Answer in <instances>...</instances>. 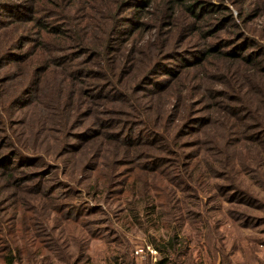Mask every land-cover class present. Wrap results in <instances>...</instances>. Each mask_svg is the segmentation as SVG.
<instances>
[{"label": "rangeland", "instance_id": "1", "mask_svg": "<svg viewBox=\"0 0 264 264\" xmlns=\"http://www.w3.org/2000/svg\"><path fill=\"white\" fill-rule=\"evenodd\" d=\"M191 2L0 0V100L11 105L0 104V228L25 233L26 249L71 263L73 208L98 234L94 263L127 247L153 264L123 217L135 188L190 196L233 264H264V140L247 137L264 129V73L222 54L199 61L211 43L264 62V0H193L195 15ZM137 133L154 136L127 144Z\"/></svg>", "mask_w": 264, "mask_h": 264}, {"label": "trees", "instance_id": "2", "mask_svg": "<svg viewBox=\"0 0 264 264\" xmlns=\"http://www.w3.org/2000/svg\"><path fill=\"white\" fill-rule=\"evenodd\" d=\"M189 10L192 11V14L195 15L193 0L190 4L186 6ZM109 38V37H108ZM85 41L80 43L85 44ZM222 45L214 46L211 43L207 44V47L203 49V53L200 56V62L204 63L208 56H218L222 54L227 56L228 59H234L247 63L250 66H253L261 73H264V62L261 60H256L252 62V58L248 59L241 54H234L229 50H223ZM14 50V49H13ZM4 55V54H2ZM15 60L14 54H11L9 62ZM233 61V60H230ZM195 62L193 65H196ZM247 67V65H245ZM21 98H17L15 103L19 102ZM0 104L3 108L10 105V101L0 100ZM5 105H3V104ZM11 106V105H10ZM250 131V130H248ZM260 134H255L252 136V132L247 134V137H251V140L254 143L261 142L264 140V129L261 130ZM96 130L93 131L92 137L96 134ZM145 133H137L136 140H133L132 137L127 138L126 143L131 145L139 142H149L153 139V135L148 139L146 138ZM123 139V137L121 138ZM262 139V140H261ZM237 140L234 139L235 144ZM262 144V142H261ZM15 151H18L20 148L14 147ZM15 151H12L8 155L10 158H3V160L10 159L12 160L15 157ZM212 157L211 162H208L209 165L213 168H217L214 163V156L211 153ZM1 158V157H0ZM1 161V160H0ZM150 168V167H149ZM12 174H9L11 177ZM232 187L237 188L236 185L231 182ZM238 186V185H237ZM231 187V188H232ZM234 188L233 191H234ZM238 192L233 193L230 196V201L239 199V187L237 188ZM236 189V191H237ZM228 191V190H227ZM95 190H93V193ZM96 193V192H95ZM242 194V193H241ZM155 199H161L162 205H159L155 202ZM241 200V199H240ZM179 201L182 202L180 206ZM124 208L122 210L123 217L128 221L127 224L138 227L143 231L147 239V244H149L156 251V258L153 264H233L232 257L234 256L235 251L233 245L219 244V239L223 237H217L215 235V229L218 226L213 224L208 218L207 215H202L201 209L193 210L194 205L190 202V196L186 195L182 198H179L173 194L161 196L158 192L154 194H149L145 190H137L135 188L128 189L124 194ZM212 209L216 208H207L203 211L210 212ZM74 213V209H71V263H68L59 258L60 262L63 264H98L94 263V255L90 252H86V246L89 239H96L98 234L91 232L85 228V225L80 224L79 218H77ZM120 218V217H119ZM217 223V222H216ZM21 225V224H19ZM0 244L3 245V248L0 249V262L1 264H16L21 263L23 258L20 256L22 252L29 255L32 264H53L51 259L50 252L47 256H37L39 249H43L41 246L33 250L26 249L25 242L27 236L25 233L13 234V232L4 230L0 228ZM152 230V232L150 231ZM163 233H158V231ZM154 231V232H153ZM149 232V233H148ZM21 239L23 246L21 251H16L11 246V239ZM30 239L34 236H29ZM35 239V238H34ZM122 244V242H120ZM26 250H25V249ZM228 248V249H225ZM19 252V253H18ZM114 253V252H113ZM231 257V258H230ZM109 264H137L134 256H130L129 250L126 247V250L109 256Z\"/></svg>", "mask_w": 264, "mask_h": 264}]
</instances>
